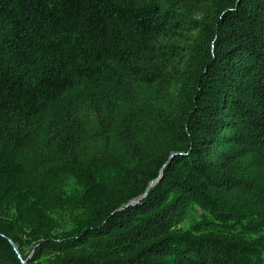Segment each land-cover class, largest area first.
Instances as JSON below:
<instances>
[{
	"label": "trees",
	"instance_id": "16d2710c",
	"mask_svg": "<svg viewBox=\"0 0 264 264\" xmlns=\"http://www.w3.org/2000/svg\"><path fill=\"white\" fill-rule=\"evenodd\" d=\"M10 240L26 264H264V0H0L22 264Z\"/></svg>",
	"mask_w": 264,
	"mask_h": 264
},
{
	"label": "water",
	"instance_id": "95a60500",
	"mask_svg": "<svg viewBox=\"0 0 264 264\" xmlns=\"http://www.w3.org/2000/svg\"><path fill=\"white\" fill-rule=\"evenodd\" d=\"M162 175H163V170L161 171L160 176H159L157 179L151 181V183L149 184L148 188H150V187H151L152 185H154L157 181H159V179L162 177ZM146 194H147V192H146L144 195H142L140 198L136 199L135 201L130 202L128 205L132 204L133 202H137L139 199H141V198H142L143 196H145ZM10 242L13 244V246H14V248H15L17 254H18V256L21 258L22 264H26V260H24V259L22 258L21 254H20V251H19L17 245L15 244V242H14L13 240H10Z\"/></svg>",
	"mask_w": 264,
	"mask_h": 264
},
{
	"label": "rangeland",
	"instance_id": "374dc122",
	"mask_svg": "<svg viewBox=\"0 0 264 264\" xmlns=\"http://www.w3.org/2000/svg\"><path fill=\"white\" fill-rule=\"evenodd\" d=\"M163 169H161V171H162ZM161 171H160V173H161ZM157 179V178H156ZM151 183V182H150ZM193 217H198V213L195 211V212H191V214H190V216L187 218V220L184 222V226L186 227V226H188V224H189V222H190V220H191V218H193Z\"/></svg>",
	"mask_w": 264,
	"mask_h": 264
},
{
	"label": "bare ground",
	"instance_id": "6f19581e",
	"mask_svg": "<svg viewBox=\"0 0 264 264\" xmlns=\"http://www.w3.org/2000/svg\"><path fill=\"white\" fill-rule=\"evenodd\" d=\"M153 186V185H152Z\"/></svg>",
	"mask_w": 264,
	"mask_h": 264
}]
</instances>
